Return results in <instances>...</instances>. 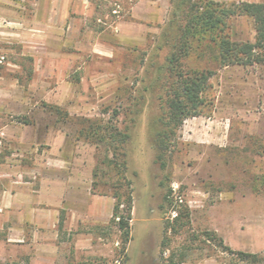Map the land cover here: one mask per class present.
<instances>
[{
	"label": "rangeland",
	"instance_id": "1",
	"mask_svg": "<svg viewBox=\"0 0 264 264\" xmlns=\"http://www.w3.org/2000/svg\"><path fill=\"white\" fill-rule=\"evenodd\" d=\"M185 7L182 0H0V187L21 179L34 188L49 166H81L94 197L88 219L101 197L117 200L123 215L131 205L127 241L110 220L70 226L60 217L63 264H165L203 231L259 253L264 264V70L220 67L208 36L179 42ZM228 24L231 39L253 41L251 18ZM178 48L184 71L214 74L204 112L161 144L167 60ZM89 125L108 131L86 138ZM110 125L129 135L118 149ZM184 207L189 224L168 229L162 251L165 227ZM192 246L183 263L236 262L211 244Z\"/></svg>",
	"mask_w": 264,
	"mask_h": 264
},
{
	"label": "trees",
	"instance_id": "2",
	"mask_svg": "<svg viewBox=\"0 0 264 264\" xmlns=\"http://www.w3.org/2000/svg\"><path fill=\"white\" fill-rule=\"evenodd\" d=\"M186 4L184 14L187 25L181 30L178 38L179 42L187 43L190 37L199 35L208 36L216 48V58L220 67L229 65L241 66H259L264 70V2L258 1H233L229 3L215 0H182ZM247 16L252 19L254 28L253 41L233 40L230 38L227 28L228 20L233 16ZM179 48L171 52L167 60L169 78L166 86V97L164 101L165 110L160 117L164 128L159 133L160 142L164 144L162 137H168L170 134L175 135L186 118L201 115L207 104L206 94L209 89V78L214 74L210 69H191L184 71L180 66ZM168 78V79H169ZM88 121V119H87ZM89 125L85 128L86 138L99 135L101 127H92ZM111 135L108 136L110 142H114V149L120 148L125 143L129 135L124 131L117 130L113 125ZM107 131L108 128L104 127ZM104 131L102 132H105ZM101 140V136L99 135ZM106 135H103V139ZM168 194L165 195L167 198ZM117 197V195H114ZM130 203L127 204L126 214L119 211V202L115 200L112 208V215L109 223H116L122 231L125 241L129 235L130 220ZM172 223L166 225L164 237L161 241V250L168 244L166 231L168 229L174 232L189 224V209L184 207L178 209L175 213ZM187 243L183 244L176 251H171L165 259V264H182L187 260V256L192 250L194 242H202L216 246L220 251L232 254L236 257L234 264H262L263 257L259 253L234 250L225 245L223 239L214 231H203L193 233L187 238ZM18 264V263H13ZM230 264V263H229Z\"/></svg>",
	"mask_w": 264,
	"mask_h": 264
},
{
	"label": "crops",
	"instance_id": "3",
	"mask_svg": "<svg viewBox=\"0 0 264 264\" xmlns=\"http://www.w3.org/2000/svg\"><path fill=\"white\" fill-rule=\"evenodd\" d=\"M29 184L8 180L0 187V264H63L67 240L57 232L60 217L70 226L86 220L104 223L111 218L114 203L109 197L95 199L100 207L92 209L87 218L86 205L94 197L81 166H49L40 173L36 187Z\"/></svg>",
	"mask_w": 264,
	"mask_h": 264
}]
</instances>
